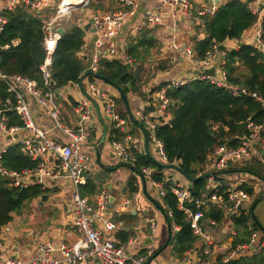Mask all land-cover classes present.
Masks as SVG:
<instances>
[{
  "label": "built area",
  "instance_id": "1",
  "mask_svg": "<svg viewBox=\"0 0 264 264\" xmlns=\"http://www.w3.org/2000/svg\"><path fill=\"white\" fill-rule=\"evenodd\" d=\"M92 1L94 0H81L78 5L84 9ZM140 1L116 0L117 5L112 11L99 9L94 10L90 15V18L93 19L92 26L95 29L96 40L95 54L86 71L98 72L99 60L103 57L120 59L130 65L135 64V59L130 55L128 46L121 45L117 38L124 25L138 13ZM158 1V7L148 8L143 12L139 29L162 28L165 30V28L172 26L175 30L181 21L189 24H202L203 18L207 15H213L224 0H220L218 3L215 2L216 0H207L208 3L199 7H196L194 0ZM65 3L66 0H10L0 8V31L3 30L7 22L4 15L6 10H13L20 5H25L34 10H42L48 7L56 8V14L45 21L47 57L41 66L44 84L50 88L39 87L36 81L19 74L7 75L0 69V78L7 84L8 91L11 93L6 99L0 97V133L2 136L10 135L12 139H17L24 154L37 162L34 167L22 170L9 169L1 163L2 154L7 150V148H3L0 152V175L6 177L11 185L16 187L39 184L43 189L49 188L52 180L70 179L73 186L74 223L79 236L73 243L56 245L51 241H45L39 244L33 254L25 256L16 254L13 256L6 252L1 237L3 232L10 230V223H8L0 229V264H97L98 262L102 264H148L153 249L146 247L142 253H130L129 249L138 239L132 237L123 241L117 238L113 233L117 229V225L122 224V222L117 224L110 219L103 218L111 204L109 188L107 186L101 188L95 197L94 204L88 196L81 194V187L87 183V174L93 161L90 150L84 146L88 141L89 131L82 122L92 119L94 108L86 95L75 106V111L81 118L79 125L76 127L65 125L62 120L60 105L57 103L56 92L51 90L50 85L52 58L59 41L57 28L62 23L69 22L72 11L76 9L70 4L65 5ZM247 3L254 13L259 14L254 39L255 45L264 51L261 26L264 16L263 8L254 0H249ZM64 6L67 7L64 8ZM165 14H169V16L166 17ZM220 45L221 43L213 42L204 56L200 58L197 56L194 47L182 45L178 37L172 35L163 39L158 52L160 58H169L170 62L176 63L180 56L186 55L192 59L199 71L190 79L179 76L167 81L154 91L150 90L154 95L151 105L150 102H141L133 113L136 120L147 130L150 146H152L160 162L171 163L166 155L163 142L156 136L157 126L169 123L171 120L169 108L172 102L168 96L169 90L193 79L206 78L212 83L228 89L235 96H254L264 109V97L229 82L227 73L223 69L226 51H222ZM213 65H216L217 68L216 75L213 77L206 75L205 69ZM75 84L80 86L79 82ZM87 87L88 91L86 90V92L91 97L97 101L105 102V113L108 120L113 125V129L122 134L117 136L115 133L111 137L115 155L123 163L135 165L138 154H146V150L143 143L133 142L131 134L127 131L129 118H123L119 113L116 104L117 97L107 93L94 81H91ZM29 98L35 99L37 104L48 112L54 122V127L62 129L69 137V141L55 140L48 134V131L35 124L28 104ZM149 107L151 108L149 109ZM2 108L16 110L23 125L9 127L6 122L7 119L2 113ZM247 127L248 134L242 139L239 146H220L211 155L208 167L210 166L212 170L207 169V172H216V174L208 178V192L203 198H193L191 185H184L177 177L166 175L168 169H164L161 172V178L158 179L155 177L156 169L149 166L141 167V176L151 183L158 198H163L168 190L176 196L178 207L185 212L193 233L203 242V245L199 246V251L195 248L186 251L182 256L181 264H214L220 259V256L222 262L227 263L242 256L258 255L264 251V231L254 230L249 239L244 242L234 243L233 241L228 246H220L214 236L203 227L205 210L209 204H216L217 207L222 208L225 219L230 222L229 216L231 214L236 213L238 216L243 211L247 212L244 203L250 198V195L242 188V183L220 175L223 170L229 169L231 165L251 159L255 150L259 146H264V117L258 123L249 121ZM24 130L28 131L29 134L20 138L18 133ZM124 209L125 206H122L119 211ZM149 228L152 233L157 232V223L154 219L149 221ZM173 229L178 231L180 226L173 225ZM231 231L235 235L234 230Z\"/></svg>",
  "mask_w": 264,
  "mask_h": 264
},
{
  "label": "trees",
  "instance_id": "2",
  "mask_svg": "<svg viewBox=\"0 0 264 264\" xmlns=\"http://www.w3.org/2000/svg\"><path fill=\"white\" fill-rule=\"evenodd\" d=\"M103 1H92L88 6L94 10H104ZM248 1L225 0L213 15L205 16L203 23L197 24V32L204 33V38L201 40L193 36L198 57H203L213 42L223 44L229 39H241L245 31L258 24L259 14L249 8ZM109 7L112 11L113 8ZM54 9L48 7L34 10L20 5L4 12L7 22L0 31V69L3 73L19 74L36 81L39 87L50 88L44 84L41 66L47 57L45 21L55 12ZM61 26L65 28V31L57 43L51 65V78L55 81V87H51V90L54 91H59L69 83L79 82L88 67L84 56L80 54L85 43L86 31L72 21L62 23ZM261 26L264 41V16ZM127 44L130 55L135 59L134 65L126 64L120 59L103 57L99 60L97 73L107 76L111 83L99 80L93 75L87 78L90 81L98 80L111 86L115 84L130 100L131 94L138 93L139 96L145 94L142 91L143 67L152 57L153 51L158 50L159 40L154 29H143ZM223 69L231 84L244 87L249 92L264 97V51L255 44L242 41L238 48L226 50ZM160 86L155 87L153 91ZM10 95L7 84L0 78V97L6 99ZM118 95L116 99L118 111L123 118L128 119L119 92ZM168 96L172 102L169 108L171 120L169 123L157 126L156 136L163 142L169 161L177 163L193 177L207 171L211 155L218 147L239 146L248 134V122L258 123L264 117V109L254 96H235L228 89L206 78L193 79L173 88L169 90ZM72 102L74 106L79 103L73 98ZM2 113L9 127L23 125L20 116L13 108H2ZM130 121L133 123L132 120ZM134 125L142 127L139 121ZM115 133L117 136L122 135L112 129L111 137ZM1 163L15 170L34 167L37 164L35 160L23 153L18 143L7 148L2 154ZM243 164L221 173L245 172L264 182V164L261 161L252 159ZM133 166L134 175L128 183L131 193L139 190L141 167L149 166L156 169L155 177L158 179L164 171V168L147 153L138 154L137 162ZM101 180L103 176L100 174L97 176L87 174V183L81 187V194L93 199L102 187L99 183ZM207 184L208 179L194 181L190 188L193 198H203L208 192ZM242 188L249 195L254 194L253 185L248 182H244ZM49 191V188L43 189L39 184L16 187L11 185L6 177L0 175V229L13 220L15 213L22 212L30 202ZM155 204L163 212L167 221L171 222L172 237L168 246H172L175 256L181 257L189 249L195 248L198 237L193 233L185 212L179 209L176 196L168 190L161 201L155 200ZM211 205L213 204H209L205 210V219L220 223L225 218L224 211L217 206L210 207ZM116 215L117 219L122 221L127 214L117 213ZM254 217L252 207L248 212L243 211L232 219V225L237 231L234 243L246 241L254 230L262 227ZM173 225L180 226V229L175 231ZM133 235L134 233L124 226L117 233V237L123 241ZM159 254L160 252L157 254L155 250L151 258L154 259ZM214 264H264V251L258 255L242 256L227 263L222 262L220 256Z\"/></svg>",
  "mask_w": 264,
  "mask_h": 264
},
{
  "label": "crops",
  "instance_id": "3",
  "mask_svg": "<svg viewBox=\"0 0 264 264\" xmlns=\"http://www.w3.org/2000/svg\"><path fill=\"white\" fill-rule=\"evenodd\" d=\"M9 1L10 0H0V8ZM254 1L256 4H259L264 11V0ZM204 3H208V1L194 0V4L196 5V7L202 6ZM116 5L117 4L114 2L112 8L114 9ZM158 5V0H141L138 13L124 25L117 38L118 42L121 45L124 44L128 46L127 43L133 38H136L139 35L140 31L143 30L139 29L142 22L143 12L148 8H156L158 7ZM89 18L87 20L85 19V16H83L79 18L76 23L84 27L85 24L88 23ZM168 23L170 24L169 21ZM198 25L189 24L185 21H181L179 22L175 30L173 28V33L168 31L170 28H172V26L165 28V30L162 28L154 29L155 34L159 40V47L163 39L169 38L173 35L179 38L180 43L182 45L192 46L195 49V41L193 40V36L194 38L200 40L204 38V33L197 32ZM254 32L255 27L245 31L241 39H229L225 41L224 44L227 46V50L238 48L242 41L255 44L254 35L251 36ZM188 36L192 38L188 39ZM95 40L96 33L90 30L86 31L84 36L85 43L82 47V52L80 54L84 56L87 66L90 65L95 54ZM170 54H173V52H170ZM158 56V50L156 49L153 51L152 57L149 58L148 61L145 63L148 65L147 74L150 73L148 76L149 79L153 78L150 82H155L156 85L162 86L167 81L178 78L179 76L182 78L190 79L192 76H195L199 71V69L193 64L192 59L186 55L180 56L176 63L170 62L169 58H160ZM90 82L91 81L88 78L84 80V86L87 91V85ZM150 82H148L147 84H149ZM97 83L102 88H104L107 93L118 98V92L113 86L102 83L98 80ZM147 84L142 86V91L145 93L143 96H139L138 93L131 94V108L134 105L136 109L141 104V102H150L151 105L152 97H154V95L151 93L150 90H153L155 86L153 88H149L147 87ZM55 92L59 93L62 96L61 98L57 97V103L60 105L63 123L67 126H78L81 122V118L75 111V106L73 105L72 98L73 100H75V102H80L82 98L86 96L85 91L80 86H77L75 83H69L59 91ZM98 103L100 106L102 117L98 115L95 106L92 103L91 105L94 108L92 119L84 121L82 122V124L87 123L88 126L90 125L88 127L89 138L88 141L84 144V146L93 152L92 153L90 151L92 156L94 155L93 161L91 163V169L88 174L95 176L99 174L102 175L103 180L99 181V183L102 187L107 186L110 190L111 204L108 206L103 218L110 219L118 224L120 220L117 219L116 214H127L126 218L121 221L122 224L120 223L121 225H117V229L115 230L113 235L117 237V233L123 226L127 230L132 231L134 233V235L129 238L135 237L138 239V241L129 249L130 253H142L146 247H150L153 249V253L155 250L157 251V254L160 252V254L154 259L150 257L152 259L150 264H181L183 255L181 257L175 256V254L173 253L172 246H168L171 230L168 227V221L165 215L155 204V200H157L155 199L157 197V194L154 187L149 181H146V185H144L142 178H140L138 180L139 190L133 193L129 191L128 183L133 177L134 171L125 163H122V161H120V159L117 158V156L115 155L111 143L113 125L109 120L108 122L105 120V102L98 100ZM28 104L32 111L34 122L38 127L42 128L45 131H48V134L55 140L69 141V137L64 133L62 129H57L54 127V122L48 112L44 108H41L37 104L35 99L29 98ZM120 107L122 108V106ZM151 107H149V109ZM135 109L132 108L133 113ZM129 119L127 131H129V133L131 134L133 142H141L144 144L145 137L141 128L139 126H135V123L133 122V124L130 121L131 119ZM105 128H107V134L104 145L101 150L100 164L97 162L96 148L102 138ZM28 134L29 132L26 130L18 133L20 138H23ZM16 143H18L17 139H8L6 138V136H2V134L0 133V152L3 150V148H8L10 145ZM93 148L95 151H93ZM150 149L154 156L157 158V155L155 154L152 146H150ZM252 159H257L263 163L264 146H259L255 150L253 157L251 159L242 161L241 164L249 160L252 161ZM236 165L237 164H233L232 166H230V168L236 167ZM114 167L118 168L108 169ZM230 173H228L229 176ZM166 175L175 176L182 184L189 186L188 179L182 175H179V173L174 170L166 171ZM234 178H236V180L240 181L242 184L244 182H248L249 184L253 185V196L255 197V201L259 202L264 198V190L261 195H257L260 189H264V182L259 181L257 177L249 173L239 172L237 176H234ZM49 186L50 191L47 192L49 194L48 201L41 203L40 199L33 200L28 207L36 205L38 206V209L34 211V209L32 208V211L34 213H31L27 207L22 212L15 213L13 220L10 222V230L8 232H3V235L0 234L5 245V250L8 254L13 256H15L16 254L24 256L28 254H33L36 252L39 244L44 243L45 241H51L54 244L58 245L60 243H73L77 240L79 233L74 223V211L72 203L73 186L71 180L65 178L52 180L50 181ZM253 196L250 195L249 199H252ZM95 197H91L93 198L91 199V202L93 204L95 201ZM158 200L161 201L162 198H158ZM126 201H128V203H126ZM255 201L254 205L252 206L255 215L254 219H257V221L262 226L257 230L263 232L264 218L261 219L256 215L255 210L257 207V202L255 203ZM122 206H125V209L119 211ZM129 214H131L132 216ZM152 219H154L157 223V232L155 233H152L149 228V221ZM204 220H207V224L210 223L209 227L212 230H216L218 223L210 219ZM224 220L230 226V228H224V230L221 231L220 234L215 233V235H213L211 233L220 246H228L233 243L234 237L237 233L235 227H231L232 220L230 222L229 220L224 218L222 221ZM231 230H234L235 235L232 233ZM200 245H203V242L200 238H198L195 247L197 251L200 250ZM97 264L102 263L98 262Z\"/></svg>",
  "mask_w": 264,
  "mask_h": 264
},
{
  "label": "water",
  "instance_id": "4",
  "mask_svg": "<svg viewBox=\"0 0 264 264\" xmlns=\"http://www.w3.org/2000/svg\"><path fill=\"white\" fill-rule=\"evenodd\" d=\"M220 0H216L215 2L218 3ZM72 7H75V8H81L82 6L81 5H78V4H71ZM166 17L169 16V14H165ZM92 23H93V19L90 18L88 23L85 24V26L83 27L84 30L86 31H92V32H95V29L92 27ZM65 31V28L63 26H59L57 28V32H58V39L61 38V35L63 34V32ZM169 32H172L173 33V28H170L168 30ZM220 49L222 51H226L227 50V46L225 44H221L220 45ZM216 65H213L207 69H205V74L208 75V76H215L216 75ZM90 75H93L95 78L99 79V80H102V81H105V82H108V83H111L110 79L105 76V75H102V74H99L97 72H94L92 70H87L84 72L83 76L81 77V79L79 80V85L80 87L85 91L87 97L89 98V100L94 104L95 106V109L98 113V115L100 117L101 116V111H100V106H99V103L96 99H94L93 97H91L87 92H86V88L84 86V80L90 76ZM51 87L54 88L55 87V81L54 80H51ZM116 89L117 91L119 92L120 94V97L124 103V106L126 108V111H127V114L129 116V118L134 122V123H137V120L132 112V108H131V103H130V100L128 98V96L123 92V90L116 86L115 84H112ZM57 94V97H62L59 93H56ZM105 105V104H104ZM143 134H144V144H145V150H146V153L148 155H150L153 159H155L157 161V163L164 169H168V170H174L178 173H180L181 175H183L185 178L188 179L189 181V184L191 185L194 181L196 180H200V179H208L209 177L213 176L216 174V172H205L203 174H200L196 177H193V176H190L189 174H187L180 165L176 164V163H169V164H166V163H162L160 162L155 156L154 154L151 152V149H150V143H149V136H148V133H147V130L143 127H140ZM106 134H107V128H105L104 132H103V135H102V138L99 142V144L97 145V148H96V156H97V162L101 164V150H102V147L104 145V142H105V138H106ZM8 139H11L12 137L10 135H7ZM246 141V138L244 139ZM127 166H129L130 168H134L133 165L131 164H126ZM118 167H114V168H108V169H117ZM142 180H143V183L144 185H146V179L141 176ZM49 199V194L48 193H44L42 196H41V203H44L46 201H48ZM237 214L234 213V214H231L229 216V218L232 220ZM168 227L169 229L171 230V222L168 221ZM172 237V234H170L169 238ZM151 258L148 260V264L151 263Z\"/></svg>",
  "mask_w": 264,
  "mask_h": 264
},
{
  "label": "rangeland",
  "instance_id": "5",
  "mask_svg": "<svg viewBox=\"0 0 264 264\" xmlns=\"http://www.w3.org/2000/svg\"><path fill=\"white\" fill-rule=\"evenodd\" d=\"M112 2L113 3H111L110 2V0H104L103 1V4L105 5V8H104V11H110V7L109 6H111V7H113V5H114V2L116 3V0H112ZM55 10V12H53L51 15H50V18L49 19H51V17H53L55 14H56V8L54 9ZM99 10V9H98ZM103 11V10H102ZM94 12V9L92 8V7H90V6H86L83 10H82V8H76V9H74L73 11H72V13H71V15H70V21H72V22H76L79 18H81V17H83V16H85V19H87L88 20V18H89V16L90 15H92V13ZM48 19V20H49ZM255 33V32H254ZM254 33L251 35V36H253L254 35ZM186 38V37H185ZM188 39H191V37H189L188 36ZM158 52H159V49H158ZM159 57V56H158ZM147 72H148V65L147 64H145L144 65V67H143V73H142V81H143V85H146L148 82H150V81H152V79H149V74H147ZM96 83H97V81H96ZM158 87L159 85H156V83L155 82H150L149 84H147V87H149V88H153V87ZM120 106H122V104H120ZM133 109H135V106L133 105ZM105 120L108 122V118H107V116H106V114H105ZM85 125V127H87V129H88V127L90 126H88V124L87 123H85L84 124ZM91 151V150H90ZM93 151H95L94 150V148H93ZM92 152V151H91ZM93 153V152H92ZM94 156V155H93ZM243 161V160H242ZM242 161H239V162H237V163H235V164H237L236 165V167H240V166H242V165H244V164H241L242 163ZM123 163V162H122ZM263 163H264V161H263ZM232 166V165H231ZM208 170H212L211 168H210V166L207 168ZM225 170H227V169H225ZM224 171V170H223ZM207 172V171H206ZM228 173H230V172H224V173H221V176H223V177H228V178H231L232 180H236V178H234V176H237V174H238V172L237 171H231V173H230V176H229V174ZM263 190L264 189H260V191L257 193V195L258 194H262V192H263ZM253 196V195H252ZM37 199H40L41 200V197H39V198H37ZM155 199H157L158 200V198L156 197ZM254 201H255V197L253 196L252 197V199H248V200H246L245 201V203H244V208H245V210H247V211H249L250 210V208L254 205ZM257 201H255V203H256ZM31 203V202H30ZM30 203L28 204V206L30 205ZM27 206V207H28ZM214 206H217L216 204H213V205H211L210 207H214ZM26 207V208H27ZM32 208L34 209V211H36L37 209H38V206H36V205H34V206H31V207H28V210L31 212V213H34L33 211H32ZM25 209V208H24ZM255 212H256V215L259 217V218H261V219H263L264 218V198L261 200V201H259V202H257V207H256V210H255ZM233 225H231V227H232ZM203 227H204V229L205 230H207L209 233H212L213 235H215V233H218V234H220L221 233V231H223L224 230V228H230V226L225 222V220L224 221H222V222H220V223H218V226H217V228H216V230H212L209 226H208V224H207V220H204V222H203Z\"/></svg>",
  "mask_w": 264,
  "mask_h": 264
},
{
  "label": "bare ground",
  "instance_id": "6",
  "mask_svg": "<svg viewBox=\"0 0 264 264\" xmlns=\"http://www.w3.org/2000/svg\"><path fill=\"white\" fill-rule=\"evenodd\" d=\"M81 2V0H66V3H65V5H68V4H78V3H80ZM67 6H64V8H66Z\"/></svg>",
  "mask_w": 264,
  "mask_h": 264
}]
</instances>
